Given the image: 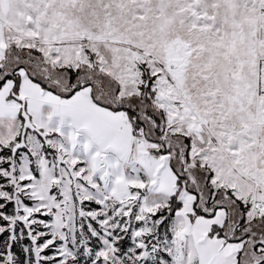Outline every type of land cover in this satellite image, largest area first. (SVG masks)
Returning <instances> with one entry per match:
<instances>
[{"label":"snow or ice","instance_id":"1","mask_svg":"<svg viewBox=\"0 0 264 264\" xmlns=\"http://www.w3.org/2000/svg\"><path fill=\"white\" fill-rule=\"evenodd\" d=\"M0 264H264V0H0Z\"/></svg>","mask_w":264,"mask_h":264}]
</instances>
